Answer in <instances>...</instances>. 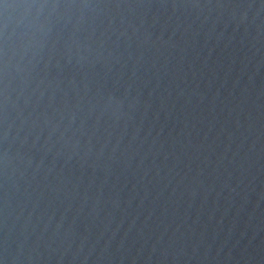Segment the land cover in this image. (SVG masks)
Masks as SVG:
<instances>
[{
  "label": "water",
  "instance_id": "water-1",
  "mask_svg": "<svg viewBox=\"0 0 264 264\" xmlns=\"http://www.w3.org/2000/svg\"><path fill=\"white\" fill-rule=\"evenodd\" d=\"M0 264H264V0H0Z\"/></svg>",
  "mask_w": 264,
  "mask_h": 264
}]
</instances>
